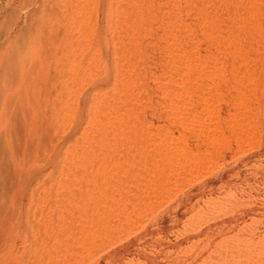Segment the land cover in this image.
I'll list each match as a JSON object with an SVG mask.
<instances>
[{
	"label": "rangeland",
	"instance_id": "obj_1",
	"mask_svg": "<svg viewBox=\"0 0 264 264\" xmlns=\"http://www.w3.org/2000/svg\"><path fill=\"white\" fill-rule=\"evenodd\" d=\"M89 1L0 0V264H92L237 158L184 222L264 213V0Z\"/></svg>",
	"mask_w": 264,
	"mask_h": 264
},
{
	"label": "bare ground",
	"instance_id": "obj_2",
	"mask_svg": "<svg viewBox=\"0 0 264 264\" xmlns=\"http://www.w3.org/2000/svg\"><path fill=\"white\" fill-rule=\"evenodd\" d=\"M94 5L95 3L93 0H90L89 6L93 7ZM106 10L107 14L106 12L102 13L109 16L111 8L107 7ZM102 13L97 10L98 15L95 18L98 19L99 23H102L100 22L102 20V15L103 18L105 17ZM87 16L89 17L90 15ZM90 20L91 17L89 21ZM109 20H111L110 17L107 19V22L106 20H104V22L109 25ZM91 24L92 22L90 25ZM90 29L92 30V28ZM90 29L88 28L89 33L91 31ZM106 31L108 34L110 29L109 31L108 29ZM85 39L88 42L90 41L88 37ZM102 40L104 39L100 37L99 43ZM91 41L93 42V40ZM99 43L98 45H101V43ZM104 43L105 42H103V44ZM101 47L105 46L102 45ZM109 53L107 51V54L105 55L107 56ZM98 61L100 60L98 59ZM106 61L108 62L109 60ZM195 62L197 63V60ZM87 64H89V62ZM105 65L108 69V63ZM105 65H101L99 67L104 66L103 68L105 71ZM193 66H195V63ZM111 68L113 70V67ZM107 73L108 72H106V74ZM106 79L107 78L105 77V80ZM79 106L81 107L83 105L79 104ZM84 109L87 110L86 108ZM73 115L78 119L79 111L75 110ZM83 115H85V113L82 114V116ZM173 116L176 117L175 114H173ZM80 122H83V120H80ZM80 122L78 127L82 124ZM91 122H88L89 125L92 124ZM83 124L85 125V122H83ZM84 125L83 128L86 127ZM101 130H105V127H101L98 134L101 133ZM65 148H67V150H71L69 149V146ZM70 148H72V146ZM70 156L74 162L78 159L75 153L70 154ZM51 160L53 163L54 159L51 158ZM56 162L57 160L55 163ZM242 165V159L237 158L232 164H226L223 172L221 174H217V176H213L210 171L207 170L204 175V177L207 176V178L202 176L194 181H187L182 189L175 190L171 194L167 195L164 202L160 204L159 210L156 214L149 216L144 222L133 229V231L129 232L126 237L122 239L121 244L117 248L94 255L91 258L93 260L92 264H264V226L260 224V221L264 220V213L241 212L240 205H242V200H237L233 204L231 203L228 208L225 207L219 214L220 222L211 224L205 231H197L192 228L190 222H184L186 215L191 213L193 208L197 206V202L200 199H205L207 202H210L212 195L216 194L218 191H222V194H227V192H229L227 191L228 186H235L239 183H243L242 172L244 166ZM255 165H257V162L252 166ZM210 176L213 177L210 178ZM219 198L223 199L221 196ZM242 225L247 227V229L243 228L245 230H242Z\"/></svg>",
	"mask_w": 264,
	"mask_h": 264
}]
</instances>
